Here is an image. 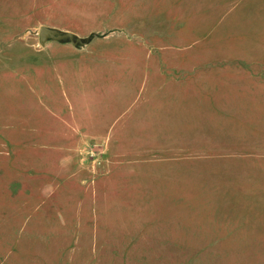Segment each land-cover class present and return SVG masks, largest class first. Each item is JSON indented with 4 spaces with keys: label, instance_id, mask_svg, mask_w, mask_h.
<instances>
[{
    "label": "rangeland",
    "instance_id": "1",
    "mask_svg": "<svg viewBox=\"0 0 264 264\" xmlns=\"http://www.w3.org/2000/svg\"><path fill=\"white\" fill-rule=\"evenodd\" d=\"M0 264H264V0H0Z\"/></svg>",
    "mask_w": 264,
    "mask_h": 264
},
{
    "label": "water",
    "instance_id": "2",
    "mask_svg": "<svg viewBox=\"0 0 264 264\" xmlns=\"http://www.w3.org/2000/svg\"><path fill=\"white\" fill-rule=\"evenodd\" d=\"M40 38L44 43L49 39L53 40H63V39H73V35L71 33L59 32L55 29H51L48 27H41L40 29Z\"/></svg>",
    "mask_w": 264,
    "mask_h": 264
}]
</instances>
